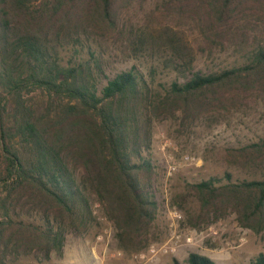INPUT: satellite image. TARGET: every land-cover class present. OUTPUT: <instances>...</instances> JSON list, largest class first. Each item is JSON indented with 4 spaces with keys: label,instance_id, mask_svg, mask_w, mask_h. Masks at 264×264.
Listing matches in <instances>:
<instances>
[{
    "label": "trees",
    "instance_id": "obj_1",
    "mask_svg": "<svg viewBox=\"0 0 264 264\" xmlns=\"http://www.w3.org/2000/svg\"><path fill=\"white\" fill-rule=\"evenodd\" d=\"M141 1L0 0V264L60 255L68 230L96 221L95 203L121 249H146L158 230L154 123L179 115L187 129L264 96V0H165L160 16L197 25L196 46L169 26L157 34L127 26L124 11ZM227 44L240 65L193 69L198 54ZM112 45L124 57L158 58L176 78L154 86V65L146 76L134 66L108 76ZM226 160L252 178L186 183L170 205L184 209L195 197L198 222L231 211L264 239V138L229 149ZM186 262L217 264L194 251ZM248 264H264V252Z\"/></svg>",
    "mask_w": 264,
    "mask_h": 264
},
{
    "label": "rangeland",
    "instance_id": "obj_2",
    "mask_svg": "<svg viewBox=\"0 0 264 264\" xmlns=\"http://www.w3.org/2000/svg\"><path fill=\"white\" fill-rule=\"evenodd\" d=\"M164 1L135 2L124 11L122 19L127 26L143 27L148 34H157L163 26L172 27L178 36L196 46L199 36H203L200 29L190 20L178 24L176 16L161 17ZM104 60L108 76L133 66L146 76L149 66L154 65L157 66L154 86L160 88L159 84L176 78L172 70L147 53L124 57L112 45ZM243 60L232 44H227L212 53L198 54L193 69L216 71L240 65ZM178 116L158 120L152 128L151 191L158 202L155 242L141 251L121 249L116 227L95 203L96 221L83 231L68 230L60 255L53 254L41 262L32 255H21L7 264H174L175 261L187 264L191 251L204 254L217 264H248L259 252H264V239L242 227L234 212L217 220L198 222L195 197L188 198L184 209L170 205L173 195L186 191V183L210 177H218L224 183L226 173H230L233 181L252 178L249 172L229 164L226 154L231 148L264 138V96H253L244 105L222 115L203 117L187 129L180 127Z\"/></svg>",
    "mask_w": 264,
    "mask_h": 264
},
{
    "label": "built area",
    "instance_id": "obj_3",
    "mask_svg": "<svg viewBox=\"0 0 264 264\" xmlns=\"http://www.w3.org/2000/svg\"><path fill=\"white\" fill-rule=\"evenodd\" d=\"M187 240H189V238H187Z\"/></svg>",
    "mask_w": 264,
    "mask_h": 264
}]
</instances>
